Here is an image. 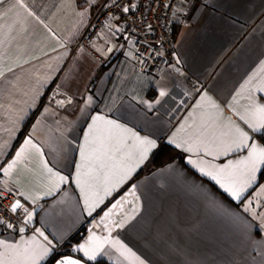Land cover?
<instances>
[{
    "label": "crops",
    "instance_id": "1",
    "mask_svg": "<svg viewBox=\"0 0 264 264\" xmlns=\"http://www.w3.org/2000/svg\"><path fill=\"white\" fill-rule=\"evenodd\" d=\"M106 1L23 0L21 9L5 0L0 6V14L6 12L0 19L2 184L19 192L18 210L32 214L30 233L0 228L4 245L19 246L18 254L0 246V258L30 264L47 247L37 261L47 264L85 231L73 250L90 264H135L121 255L115 240L145 264H264V166L239 202L201 173L235 165L253 145L264 148L258 138L264 129L249 127L258 119L255 108L264 106V0H185L176 11L174 61L160 76L139 71L133 44L124 40L116 17L94 37L97 54L82 45ZM56 99L71 102L60 106ZM97 116L157 144L107 195L104 189L118 167L109 168L108 184L103 173L97 179L87 166L80 168L77 183L82 148L88 151L85 137ZM237 128L248 134V147L224 153L221 146L236 138ZM162 145L184 161L143 174ZM104 147L117 162L135 154L131 140L115 139ZM97 194L101 199L92 207ZM94 216L99 219L86 228ZM91 236L104 241L95 260L79 251Z\"/></svg>",
    "mask_w": 264,
    "mask_h": 264
},
{
    "label": "snow or ice",
    "instance_id": "2",
    "mask_svg": "<svg viewBox=\"0 0 264 264\" xmlns=\"http://www.w3.org/2000/svg\"><path fill=\"white\" fill-rule=\"evenodd\" d=\"M5 4V0H0V6ZM13 8H21L26 9L23 0H14V3L10 6ZM124 11H128L127 8ZM5 14H0V19L4 18ZM31 15V13H29ZM262 70H264V62H262ZM2 75V73H0ZM264 90V89H262ZM166 93L161 91L160 96H165ZM255 112L258 114V119L256 123H249L247 120L246 123H249V127L252 128L253 131H260L264 129V106H257L255 108ZM241 119H244L242 116ZM237 136L235 139L231 141V143H224L221 146V150L224 153L234 150L235 148L240 147H248L247 141L249 139L248 134L243 132L239 128L236 129ZM119 139L120 142H124V140H131L133 148L135 149V154L128 153L124 155L118 162L116 161L114 151L113 150H105L104 146H110L113 140ZM86 145L88 147V151H85L82 148L81 157L82 162L81 165L78 166V179L77 183H80V168L88 167V174L91 175L93 171L95 172V177L99 179L101 173L104 174L105 183L108 184V177L111 174L109 172V168H119V174L116 175L114 182H112L111 186H107L104 189L105 195L109 194L112 191V188L115 186V183H121L124 180L128 179L132 172L147 160L149 153L157 148V144L154 140L149 139L147 137H140L136 133L132 132L130 129L123 128L121 125L115 123L114 121L105 120L104 117L97 116L93 118V123L89 127L88 135L85 137ZM31 140H26L25 144L30 145ZM169 143H174V141H169ZM99 145V147H97ZM180 147L179 144L176 145ZM33 147H35L33 145ZM24 148L17 153V160H14L11 164L8 165L6 169H4L5 175H7L11 169L16 165L20 157L22 156ZM97 153H99L97 155ZM110 160L114 161L111 165L107 164L105 161ZM95 161V164H93ZM192 163V161H189ZM264 166V148H257L255 145L252 146L251 151H249L248 156L241 161L236 162L235 165L228 164L223 168L217 169L216 173L207 172L201 169V173L205 176H209L210 179L215 181L220 188L224 190L232 199L239 202L244 191L251 186L256 180V173L258 169ZM230 169H237L240 172V175L237 176L235 171H229ZM48 172L51 173V169H47ZM56 175V174H53ZM61 182L65 181V177H58ZM83 191V189H82ZM27 199V197H25ZM101 197L97 194L96 201L92 204V207H95L97 203H99ZM23 205L17 200L15 203L11 205L10 211L12 213H16L18 209L22 208ZM248 210L247 208L245 209ZM25 212H28L27 209H24ZM107 215V214H106ZM32 218V214L28 212L27 219L24 221L28 223ZM134 218V217H133ZM4 220H0V224H4ZM119 227H123L124 223L118 225ZM7 227L11 228L12 224H7ZM261 228L264 229V222L261 223ZM23 232V228L20 229ZM43 235V233H41ZM47 239V238H45ZM28 242H25L27 244ZM104 241H100L98 237L91 236L89 238V243L87 245H81L79 251H82L84 255L89 260H95L96 255L102 249ZM114 245H118V251H120L121 255L125 257V259H129L130 257L135 262V264H145V262L130 248H127L124 244H122L119 240L112 241ZM0 246H4L6 248L12 249L13 252H17L19 246L12 245H4L2 241H0ZM24 252L27 254L29 252L28 248L24 249ZM49 252L47 247H42L40 253L38 255L33 254V257L30 261V264H37V261L46 256ZM0 264H8L3 258H0ZM15 264V262H13ZM56 264H78V261L66 258L63 260H58Z\"/></svg>",
    "mask_w": 264,
    "mask_h": 264
},
{
    "label": "built area",
    "instance_id": "3",
    "mask_svg": "<svg viewBox=\"0 0 264 264\" xmlns=\"http://www.w3.org/2000/svg\"><path fill=\"white\" fill-rule=\"evenodd\" d=\"M185 0H107L101 11L91 20L86 35L82 41L91 52L97 51L92 47L93 39L98 35L109 20L116 17L122 25V34L125 41L133 44V57L139 71L142 73L160 76L174 61L176 41V11ZM134 7V9H133ZM127 8L128 11H124ZM195 89L201 85L193 80L189 81ZM69 99L61 101L56 99V104L66 105ZM3 176L0 170V228L4 231L20 233L32 232V226L25 223L24 210L10 211L11 205L20 199L19 192L7 188L2 184ZM99 219L94 216L86 223V228L93 227ZM12 227H7V224ZM62 255L61 249L57 251ZM74 250L70 254L74 255Z\"/></svg>",
    "mask_w": 264,
    "mask_h": 264
},
{
    "label": "trees",
    "instance_id": "4",
    "mask_svg": "<svg viewBox=\"0 0 264 264\" xmlns=\"http://www.w3.org/2000/svg\"><path fill=\"white\" fill-rule=\"evenodd\" d=\"M258 138L264 144V135H259ZM175 159H180L182 162L184 161L182 155L178 153L175 149L171 148L168 145L160 146V149L153 155L151 161L148 166L142 171V173L151 172L157 168L165 166L173 162ZM264 182V170L260 177V184ZM85 236V231L80 232L76 237L72 238L67 244L63 245L61 248L62 255L56 254L54 255L47 264H55V262L62 256H66V254H70L73 251V248L76 244H79ZM73 256H77V253ZM80 258V257H79ZM96 264H107L103 261H99Z\"/></svg>",
    "mask_w": 264,
    "mask_h": 264
},
{
    "label": "water",
    "instance_id": "5",
    "mask_svg": "<svg viewBox=\"0 0 264 264\" xmlns=\"http://www.w3.org/2000/svg\"><path fill=\"white\" fill-rule=\"evenodd\" d=\"M133 9H134V7H133ZM66 258L74 259V260L78 261V264H90V263L86 262L85 260H83L82 258H79V257H76V256H72V255L62 256L58 260H63V259H66ZM56 262H55V264H56Z\"/></svg>",
    "mask_w": 264,
    "mask_h": 264
}]
</instances>
